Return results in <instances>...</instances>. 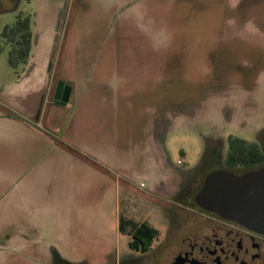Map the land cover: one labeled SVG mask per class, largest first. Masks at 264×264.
<instances>
[{"label":"rangeland","instance_id":"374dc122","mask_svg":"<svg viewBox=\"0 0 264 264\" xmlns=\"http://www.w3.org/2000/svg\"><path fill=\"white\" fill-rule=\"evenodd\" d=\"M239 1L0 0V242L8 226L19 229L0 247V264H171L192 222L179 198L189 181L182 173L211 170L230 135L264 142V78L260 91L236 101L232 123L226 97L212 89L221 78L213 67L219 33ZM18 17L32 20L38 64L55 46L52 78L73 88L65 107L43 104L31 116L13 104L29 69L11 66L2 33ZM120 48L134 53L117 55ZM79 102L82 128L69 129ZM59 113L62 127L53 125ZM153 117L164 122L165 175L145 150ZM85 128L103 130L97 155L81 146ZM115 147L127 151L124 160ZM31 165L35 177L20 181ZM121 218L157 230L149 252L130 249Z\"/></svg>","mask_w":264,"mask_h":264},{"label":"flooded vegetation","instance_id":"af4514ba","mask_svg":"<svg viewBox=\"0 0 264 264\" xmlns=\"http://www.w3.org/2000/svg\"><path fill=\"white\" fill-rule=\"evenodd\" d=\"M228 9L223 31L219 33V43L221 46L229 44V47L220 46L214 51L217 61L213 67L221 78L214 80L212 89L226 97L231 114L228 121L232 123L239 112L236 101L261 90L264 78V0H240L234 6L229 4ZM58 83L50 95L52 102ZM210 162L214 164L211 170L202 174V168L198 172L182 173L187 174L189 181L183 186L179 198L185 203L181 207L187 210L192 222L188 236L181 240L180 249L171 264H264V233L203 210L194 202L206 177L213 172L226 171L239 177L262 169L264 142H248L230 135L220 160ZM176 174L182 175L180 171ZM8 227L10 234H3L0 247L12 240L14 230L19 232L14 225Z\"/></svg>","mask_w":264,"mask_h":264},{"label":"crops","instance_id":"0c3cea01","mask_svg":"<svg viewBox=\"0 0 264 264\" xmlns=\"http://www.w3.org/2000/svg\"><path fill=\"white\" fill-rule=\"evenodd\" d=\"M140 3V2H138ZM137 4H135L134 6H136ZM33 33V32H32ZM36 44L38 45V40L35 39V44H34V34H33V43H32V48H31V52H30V57L28 59V61L25 64L26 69L28 68V74L25 76L24 80L22 82H20L19 84V91H14L13 96L16 97V94L19 93V101H13V104L17 107H19V109L25 113H27L28 115L31 116H35L37 115V112H39V107L40 105H47V106H54V108H62L65 107L70 99L71 96L73 94V88H71V93H70V97H69V101L66 105H57L54 102H52V98L50 97V92L52 90V86L55 85L54 79L52 78V69H53V63H54V59H53V49H54V45L53 48H51L50 44L46 50V52L42 55L43 58L41 60V63L38 64L37 63V58L38 56H35V54H33V49L36 46ZM134 53V50H130L129 48H120L118 49L117 55H128L130 56V54ZM25 69V70H26ZM127 71H130V67L126 68ZM155 69L156 72H160L162 69L159 68ZM24 70V71H25ZM145 72V71H144ZM118 79H123L120 80L121 82L123 81L125 84L130 81L129 77L124 76L123 74H121L120 72L117 73ZM126 77V78H125ZM127 81V82H126ZM122 82V83H123ZM129 83V82H128ZM66 85H68L65 82ZM101 84L99 83H95V86L98 87ZM69 87V86H68ZM54 88V87H53ZM85 92V95H92V92H90L88 94V91H83ZM119 92H117L116 94L113 95V97L118 98ZM86 96V97H87ZM82 102V101H81ZM81 102H79V107L74 111V116L71 119V122L68 124L69 125V129H72L74 127V129H80L82 128V122L84 121V119L82 118V112H81ZM3 116H7L6 114H2ZM2 116V117H3ZM1 117V118H2ZM55 122L53 123L54 126L56 127H62V124H64V118L62 117V114L59 113L58 117L54 120ZM86 121H87V117H86ZM51 122V121H50ZM152 122L155 123L154 128L151 129V131L149 133H145L147 135V144H146V149L147 151H149V154L151 156V159H153L154 162V168H161L162 170H164V175L165 173L168 172V167H167V163L163 155H162V147L160 145V139H161V131L163 129L164 126V122L162 120V118H156L153 117ZM78 129V130H79ZM77 132V131H75ZM108 139L111 138L110 134H107ZM103 137H104V133L103 130L101 129H96V131L94 132H90L88 131V128H85V131H83V134H80V143L82 147H85L86 149H89V152L92 155H97L98 153V147L99 145H102L103 142ZM114 137L111 138V141L114 143L115 140ZM90 144V146H89ZM115 144V143H114ZM113 144V145H114ZM142 145L138 146V149H141ZM114 147V146H113ZM135 147H136V143H135ZM116 148V147H115ZM33 151V150H32ZM32 151H29L30 154L33 153ZM118 151V156H120L121 154L124 156H122L123 158H121L122 160H124L127 156V151L123 150L122 152H120V150L118 148H116L115 153H117ZM129 152V151H128ZM24 150L23 151H19V161H23L22 159L25 158V155H23ZM99 156H101L99 154ZM128 161V160H127ZM80 168L82 169H86L87 165H83L80 163ZM24 167V166H23ZM37 166L36 165H31L26 167L27 170L26 172L22 173L20 176V181H25L27 179H31L33 177H35V168ZM75 167V165L73 166ZM127 168H129V165H126ZM24 167V169H26ZM150 168H152L150 166ZM23 169V170H24ZM147 174L154 178V180H157L158 177L155 176V174L153 173V170L151 171H147Z\"/></svg>","mask_w":264,"mask_h":264},{"label":"water","instance_id":"95a60500","mask_svg":"<svg viewBox=\"0 0 264 264\" xmlns=\"http://www.w3.org/2000/svg\"><path fill=\"white\" fill-rule=\"evenodd\" d=\"M71 88L57 84L54 103L66 105ZM194 202L203 210L264 233V167L257 172L234 176L226 171L209 174Z\"/></svg>","mask_w":264,"mask_h":264},{"label":"trees","instance_id":"16d2710c","mask_svg":"<svg viewBox=\"0 0 264 264\" xmlns=\"http://www.w3.org/2000/svg\"><path fill=\"white\" fill-rule=\"evenodd\" d=\"M3 38L12 45L10 64L17 67L25 64L29 57L33 43L32 20L30 17H18L12 27H6L2 33ZM119 231L130 237L129 247L131 250L145 254L149 252L157 230L146 223L133 222L121 218Z\"/></svg>","mask_w":264,"mask_h":264}]
</instances>
